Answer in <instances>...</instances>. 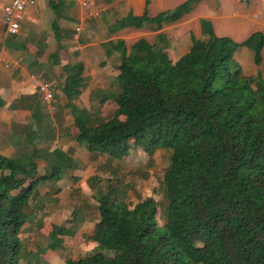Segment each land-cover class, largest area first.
<instances>
[{"label": "trees", "instance_id": "16d2710c", "mask_svg": "<svg viewBox=\"0 0 264 264\" xmlns=\"http://www.w3.org/2000/svg\"><path fill=\"white\" fill-rule=\"evenodd\" d=\"M200 1L186 0L153 17L146 9L140 16L128 13L108 33L145 25L159 29ZM57 10L54 6L59 17ZM200 27L204 40L191 35L189 50L176 61L168 56L163 34L153 43L144 38L130 45L103 43L106 57L119 54L117 92L94 93L99 104H115L105 120L74 103L86 87L83 64L61 67L60 88L77 129L75 143L112 159L126 157L131 144L147 155L171 152L162 179L164 224L156 221L153 198L129 208L111 190L95 189L98 217L86 240L96 247L63 264H264V75L246 76L234 58L244 47L259 66L264 34L235 42L216 36L207 19ZM53 31L57 45L47 58L52 66L62 48L55 24ZM14 103L31 110V122L23 127L22 150L14 157L0 154V264H36L24 254L20 237L39 209L36 189L44 181L62 180L76 163L69 150L37 147L36 141L54 139L51 113L37 95ZM37 160L45 164L43 174ZM83 220L74 214L68 227L53 223L47 249L62 248L63 238L73 237ZM34 223L41 227V221Z\"/></svg>", "mask_w": 264, "mask_h": 264}, {"label": "rangeland", "instance_id": "374dc122", "mask_svg": "<svg viewBox=\"0 0 264 264\" xmlns=\"http://www.w3.org/2000/svg\"><path fill=\"white\" fill-rule=\"evenodd\" d=\"M223 1L225 2L223 4L209 5L206 3V6L204 4L201 5L209 11L211 10L208 7L215 8L218 5L220 16L222 17L229 15L232 10L236 12L238 4V7H241L251 19L260 21L264 25V9L260 5L261 0ZM96 3L99 4V2ZM195 5L192 10L195 9ZM101 13L104 12L101 11ZM189 14L173 24L170 43H173L174 46L176 45L177 50L176 48L166 49L169 58L184 54L190 48L193 23L194 21L196 23L201 14L197 11L193 13V16L188 17ZM183 21L189 22L187 24L189 31L184 30ZM230 22L235 23V20L216 21L215 35L218 37H230L235 42L243 41L244 38L237 35L238 33L235 32L233 25H228ZM40 32L44 33L43 36L26 30L22 26L19 35L4 40L0 28V52L4 49L9 58L7 61L11 63V66L17 63L25 68L28 73L41 74L56 90L63 80L61 65L64 63L73 64L78 59V53L76 54L74 50L76 44L73 39H68L66 48L60 53L61 65L52 66L47 60L50 53L55 50L54 46L50 45L54 43L52 34H50L48 27L47 32L43 30ZM122 35L127 45L139 38H144L150 43L155 41V33L152 29L128 30L123 32ZM83 36L84 34H81L80 39L77 40L78 44L87 41L88 38ZM38 38L49 43V45L37 44L35 41ZM200 40H204V37L201 36ZM240 53L237 54L239 64L247 73H254L255 69H258L264 75V62L256 67L253 63L252 52H250V57L249 54L245 57ZM94 58L91 66L84 67V77L89 88L85 91V94H82L81 99L80 97L77 98L75 104L80 107L82 99L87 100L88 105L89 100L91 103L94 102L93 107L95 111L98 110L97 115L105 120L112 115L115 106L113 102H106L99 107L98 101L100 97L98 96L97 98L96 95L94 97V93L98 91L102 93L117 92L116 64L119 61L115 59V61L111 62V65H107L106 61H101L96 56ZM48 115L52 122L50 127L54 131V139L50 143L36 141L37 147L48 146L50 149L69 150L75 160L76 168L68 171L60 181H44L38 185L36 201H38L39 209L32 218L31 223L25 225L20 235L25 255L31 257L36 264H63L68 259L76 260L90 253L96 247L95 243L86 240V237H88L87 233L98 217L97 202L94 196L95 189L104 192L111 190L113 197L126 203L129 208H132L136 203L147 197L153 198L158 205L156 221L158 225L164 224L166 202L163 197L162 179L169 166L170 150L158 149L152 155H147L136 144H131L129 154L122 159H112L107 156L91 154L83 146L75 143L76 132L72 124V116L69 109L64 108L63 103L58 100L56 110ZM5 132L7 133L8 131L2 126L1 133ZM21 150H18V152ZM0 153L8 156V148L0 147ZM36 162L37 170L40 174H43L45 171L44 162L42 160H37ZM74 214L79 219H84L83 223H87L85 234L82 236L64 237L62 248L54 251L47 249V245L51 240L49 236L51 225L54 223L68 227L72 225L69 220ZM34 220L41 221V227H36ZM81 226L82 222L77 227V230Z\"/></svg>", "mask_w": 264, "mask_h": 264}, {"label": "crops", "instance_id": "0c3cea01", "mask_svg": "<svg viewBox=\"0 0 264 264\" xmlns=\"http://www.w3.org/2000/svg\"><path fill=\"white\" fill-rule=\"evenodd\" d=\"M4 1L5 0H0V12H1L0 28L4 36V40L19 35L22 26L24 29L30 30L31 32L37 33V35H41V36H43L44 33L40 31L43 30L47 32V27H48L49 32L50 34H52L54 40V43L53 44L51 43L50 45L54 46L55 49L57 45L53 31V25L55 24L61 31L60 36L62 39L59 42L62 45V48L58 51L59 62L57 65H59L61 51H63L66 48L67 40L73 39L72 36L74 33V29L79 26L81 28V32L78 39H80L81 34H84L83 37L88 39L87 41L81 44H78L77 41L78 39L77 40L73 39L75 41L74 43L76 44V47L74 46V50L76 51V54L78 53V59L75 62L80 61L83 64V66L86 68V66L92 65V61H94L95 59L94 56H96L101 61H106L107 65H111V62L115 61V59H119V54L117 53L111 55L110 57H106L104 49L102 48V44L108 41L123 40L127 45L126 40L123 37L122 33L128 30L141 31L146 29H152L154 30L155 38L156 35L158 34H163L165 36L167 42L165 49L168 50L169 48L171 49L176 48L177 50L176 45L174 46L173 43H170L171 41L170 39H172L171 34L174 23L162 24L159 29H157L155 25H145L140 29L125 28L111 34L108 33V27L111 26L116 20L125 17L128 13H131L134 16H140L146 9L148 16L153 17L158 13L167 10H172L173 8L185 2L186 0H35L34 3H32L26 8L24 18L18 33L11 36H6L1 26L2 8ZM228 1L230 0H227L226 2ZM96 2H99V4H97ZM206 3L209 5H214V4H223L225 2L223 0H201L198 4L195 5L194 7L195 9H193L190 12L188 17L193 16L194 15L193 13L197 11L200 12L201 14L199 19L196 20V23L194 21L193 29L191 32V34L196 39H200L201 37V27H200L201 19H207L212 23L214 34H215L216 21L225 20V19L235 20V23L230 22L228 25L229 26L230 24L233 25L235 32L238 33L237 35L244 38V40L254 32L259 31L264 34L263 23L251 19L249 15H247V13L241 7H238V4H237L236 12L232 10L229 15H224L221 17L220 9L218 5L215 8L208 7V9L211 10L209 11L206 8H203V6L201 5L204 4L206 6L207 5ZM54 6L58 7L57 11L59 13V17L54 12ZM101 11H103L104 13H101ZM90 23L91 26L89 27ZM188 23H189L188 21H183V25H184L183 28H185L184 29L185 31H189V27L187 25ZM35 42L37 44L49 45V43L39 38ZM239 52H241L240 54H242L245 57L246 55L249 54L250 57V52H251L250 50L244 47L238 48L234 53V58L238 63H239V57L237 54ZM263 54H264V46L262 50V63L264 62ZM182 55L183 54H179L175 58H170V59L172 61H176ZM7 59L9 60L6 52L3 49L0 52V99L3 100L4 102L3 106L0 107V147H7L8 148L7 157H14L17 153H19L18 150L22 149L23 146L25 145L23 127L30 124L31 122V110L28 109L27 107H21L20 105H17L14 102H16L21 96L33 95V94L36 95V93L33 87L28 82L27 79L29 75L28 71L25 68L19 66L17 63H14L11 66V63H9ZM57 65H53V66H57ZM64 65L66 64L65 63L62 64L61 67ZM116 65H118V62ZM241 69L243 74H245L246 76H251V75L254 76L259 72L258 69H255L256 71L254 73H247L242 67ZM60 87L61 85H59V87L56 90L53 89V91L55 93L57 103L59 100L60 103H63V106L65 108L66 98L62 94ZM88 88L89 86L87 87V82H86V87L83 89L82 93L79 96L80 99L82 94H85V91H87ZM81 102L82 104L80 108H85L95 113L98 112V110L95 111L93 107V104H95L94 102L91 103V101L89 100V105L87 100L85 101L82 99ZM102 105L100 104L99 107ZM42 111L44 110L42 109ZM72 124H73V119H72ZM2 126L7 129L8 131L7 133L6 132L1 133ZM74 131L77 133V129L75 128V126H74ZM66 150L67 149H65L64 151ZM0 154L4 155L3 153ZM94 225L87 233L88 236L92 234ZM87 226L88 225L86 222L84 223L82 222L81 228L79 230H76L74 237L84 235L86 232L85 228Z\"/></svg>", "mask_w": 264, "mask_h": 264}, {"label": "built area", "instance_id": "2783aa9c", "mask_svg": "<svg viewBox=\"0 0 264 264\" xmlns=\"http://www.w3.org/2000/svg\"><path fill=\"white\" fill-rule=\"evenodd\" d=\"M35 0H5L2 8L1 26L6 36L18 33L24 18L26 8L34 3ZM264 9V0L260 1ZM81 32L78 26L74 29L72 38L77 40ZM29 84L33 87L40 104L49 113L56 110L57 100L52 86L43 78L41 74L29 73Z\"/></svg>", "mask_w": 264, "mask_h": 264}]
</instances>
